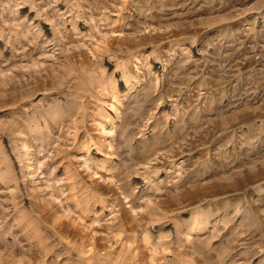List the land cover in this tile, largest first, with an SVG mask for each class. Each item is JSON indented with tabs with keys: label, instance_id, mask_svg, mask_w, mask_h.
Here are the masks:
<instances>
[{
	"label": "rangeland",
	"instance_id": "374dc122",
	"mask_svg": "<svg viewBox=\"0 0 264 264\" xmlns=\"http://www.w3.org/2000/svg\"><path fill=\"white\" fill-rule=\"evenodd\" d=\"M255 15L0 0V264H264Z\"/></svg>",
	"mask_w": 264,
	"mask_h": 264
},
{
	"label": "bare ground",
	"instance_id": "6f19581e",
	"mask_svg": "<svg viewBox=\"0 0 264 264\" xmlns=\"http://www.w3.org/2000/svg\"><path fill=\"white\" fill-rule=\"evenodd\" d=\"M254 19V23H256V25H262L263 23H264V16H260V15H255V17L253 18ZM253 19L251 18V17H249L248 16V18H246L245 20H244V22H242V25H245V24H249L248 22H250V21H253ZM105 64V63H104ZM154 64V66H156L155 65V63H153ZM106 66V65H105ZM159 68V67H158ZM157 68V69H158ZM156 71H159V70H156ZM117 84H118V82H117ZM120 86H121V83H120ZM120 90V89H119ZM254 194L255 195H257V196H260V195H264V187H261V188H258V189H256L255 190V192H254ZM263 197V196H262ZM189 216V215H188ZM151 227V226H150ZM149 228V227H148ZM166 228V227H165ZM152 229H154V227L152 228ZM164 229V228H163ZM160 230H162V228L160 229ZM154 231V230H153ZM201 231V230H200ZM205 231V230H204ZM150 232H151V230H150ZM156 232V231H155ZM202 232V231H201ZM192 234V233H191Z\"/></svg>",
	"mask_w": 264,
	"mask_h": 264
}]
</instances>
